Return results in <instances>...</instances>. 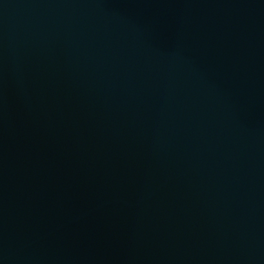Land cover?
I'll list each match as a JSON object with an SVG mask.
<instances>
[{"label": "water", "instance_id": "water-1", "mask_svg": "<svg viewBox=\"0 0 264 264\" xmlns=\"http://www.w3.org/2000/svg\"><path fill=\"white\" fill-rule=\"evenodd\" d=\"M0 264H264V0H0Z\"/></svg>", "mask_w": 264, "mask_h": 264}]
</instances>
